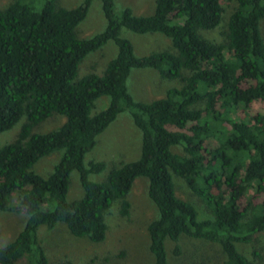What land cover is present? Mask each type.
I'll use <instances>...</instances> for the list:
<instances>
[{"label":"trees","instance_id":"obj_1","mask_svg":"<svg viewBox=\"0 0 264 264\" xmlns=\"http://www.w3.org/2000/svg\"><path fill=\"white\" fill-rule=\"evenodd\" d=\"M91 1L64 8L56 0H43L35 9L13 0L0 8V132L23 118L15 138L0 146V211L25 215L14 238L0 245V264H47L36 235L40 225L51 229L62 222L71 235L101 242L105 210L117 200L119 215L128 216L126 196L138 176L146 178L147 197L156 208V217L146 224L152 264H166L165 239L173 243L172 254H178L180 234L217 243L225 264H257L234 243H248L257 233L264 240V197L254 203L248 194L250 189L264 192V112L248 120L237 113L254 101L264 106L259 29L264 0H232L220 42L198 32L218 26L226 12L220 0H154L147 15H135L129 7L115 14L113 0H98L104 27L78 38L75 28ZM121 28L160 33L175 52L137 56L120 36ZM107 41L116 53L102 73L74 79L85 55ZM131 68H153L160 78L178 79L180 85L163 97L136 101L126 88ZM103 95L109 98L107 105L91 115L93 101ZM123 111L140 131L139 156L110 168L104 180L92 181L88 174L101 172L105 164L84 165V154ZM52 113L64 116L63 123L44 133L31 132ZM209 138L216 139L215 147L205 145ZM171 145H180L182 154L171 152ZM56 150L62 153L47 176L31 170ZM73 170L82 195L67 201ZM170 173L202 200L209 218L197 219L193 206L175 195Z\"/></svg>","mask_w":264,"mask_h":264},{"label":"rangeland","instance_id":"obj_2","mask_svg":"<svg viewBox=\"0 0 264 264\" xmlns=\"http://www.w3.org/2000/svg\"><path fill=\"white\" fill-rule=\"evenodd\" d=\"M13 0H0V8H4ZM43 0H24L35 9H39ZM82 0H56L57 5L71 8ZM225 7V15L218 26L211 30H198V32L214 41H224L226 14L233 8L232 0H220ZM154 0H113V11L118 14L124 7H129L135 15H147L152 13ZM105 25V19L101 12L98 0H92L88 6L85 17L75 28L78 38H86L99 32ZM259 29L264 40V18L259 22ZM120 36L127 38L133 47V53L137 56L153 51L175 52L168 38L157 32L134 33L125 28L120 29ZM116 53V47L112 41H107L99 49L90 52L79 62L74 79L84 74L95 73L100 75L106 62ZM178 79L160 78L153 68H131L126 78V88L136 101L149 102L163 97L165 91L172 87H179ZM108 96H99L93 101L90 114L102 110L108 103ZM200 105L198 104V107ZM264 112V106L254 101L244 112L237 113L240 118H246L256 112ZM229 115L233 116L232 113ZM20 118L9 129L0 132V146L12 141L19 129ZM64 121V116L52 113L49 117L40 121L31 128V132L44 133L55 129ZM221 125L227 127L225 122ZM94 146L84 154L83 164L90 161H103L104 169L98 173H89L88 179L100 182L105 179L108 170L119 163L135 160L139 156L140 131L132 124L126 111L118 113L115 118L96 136ZM207 147H215L217 141L209 138L205 141ZM169 150L182 154L180 145H171ZM62 150L53 151L39 158L31 170L40 176H47L54 164L58 161ZM175 195L189 202L197 219L210 217V212L205 208L202 200L193 194L177 175L170 173ZM253 202H260L264 192L248 191ZM82 189L78 181V173L73 170L69 174V182L65 199L67 201L80 198ZM126 199L130 203L127 217H122L117 211L118 201L115 200L104 212L106 225L105 237L99 243L88 240L86 236L75 237L71 235L62 222H57L51 229L40 225L36 235L40 244L44 245L47 264H58L69 260L71 264H152V256L148 250V236L146 224L156 217V208L147 197V180L138 176L133 180L131 189ZM12 200H14L12 198ZM25 215L17 211H0V245L12 240L15 234L22 228ZM179 252L174 255L171 251L172 241L165 239L164 248L166 264H225L224 255L215 242L201 238H192L180 234L178 239ZM236 250L257 264H264V240L261 234H254L248 243H234Z\"/></svg>","mask_w":264,"mask_h":264},{"label":"crops","instance_id":"obj_3","mask_svg":"<svg viewBox=\"0 0 264 264\" xmlns=\"http://www.w3.org/2000/svg\"><path fill=\"white\" fill-rule=\"evenodd\" d=\"M131 95V94H130Z\"/></svg>","mask_w":264,"mask_h":264}]
</instances>
